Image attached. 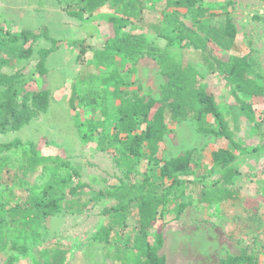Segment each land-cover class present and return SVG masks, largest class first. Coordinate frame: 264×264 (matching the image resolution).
Wrapping results in <instances>:
<instances>
[{"label":"trees","instance_id":"16d2710c","mask_svg":"<svg viewBox=\"0 0 264 264\" xmlns=\"http://www.w3.org/2000/svg\"><path fill=\"white\" fill-rule=\"evenodd\" d=\"M55 2L69 17L79 22L104 6L113 9V15L107 19L113 35L104 42L102 48L94 51L97 69L110 70L109 75L103 80L94 74L85 75L81 81V93L73 91L69 104L73 110L76 106L100 109L104 118L108 115L109 106L119 102L114 112L112 132L103 135L99 144L112 154L122 176L118 178L116 186L109 187L108 193L102 189L95 190L80 181L76 170L71 175H60L58 171L66 166V161L59 156H38L34 143L21 142L19 139L1 143L0 175L10 163L7 154L10 152L18 161L16 173L11 176L18 188L27 184L38 169H41V174L37 176V181H43L45 177L47 180L38 186L37 192L36 183L32 184L27 190L28 197L15 207L5 208L2 201H8L12 196L6 190L0 192V255H6L4 264H15L24 255L34 257L33 253L39 257L38 264H65L67 251L60 244L52 249L35 250L37 240L44 231V220L59 216L63 210L66 214H77L91 203L112 199L114 204L104 211L105 226L93 237L94 242L102 245L105 258L113 264H166L164 257L158 254L163 244L162 232H157L155 245L150 243L148 235L162 216L164 208L176 205L177 215L180 214L188 206V203L183 202L187 190L196 194L198 205L213 206L239 200L238 190L231 187L237 175L232 168L236 160L232 152L218 150L211 153L214 168L220 174L215 181L195 176L189 153L168 160L156 157L158 145L170 132L169 125L187 119H191L195 128L203 134L213 133L230 139L227 123L223 120L215 98L202 85V74L184 61L182 49H193L206 66L207 72L219 73L227 84H233L232 95L238 103L237 110L250 120L251 106L239 97L264 99V86L249 77L251 65L248 58L232 57L223 63L213 53L214 47L227 52L235 45V25L230 14L223 11L225 7H220L224 8L222 14L225 16V24L219 29L206 22L220 16V13L211 10L206 0ZM158 2H163L158 22H146L144 26V6ZM181 15L190 19L193 28L179 20ZM127 28L128 31L124 32ZM143 29L158 39H164V47L155 48L146 37L137 36V32ZM40 39L48 41L50 46L35 51L34 46ZM24 45L27 47L24 48ZM57 49V41L46 30L33 32L23 29L12 35L3 32L0 27V136L18 132L47 113L50 91L33 90L31 85L36 76H47L46 61ZM84 52L86 47L77 56L78 63H81ZM34 53L37 55L35 76H24L22 70L11 74L1 72L15 61L30 59ZM13 55L16 57L13 58ZM146 56L156 62L160 75L166 79L159 98L139 96L137 91L141 89L140 86H137L136 92L127 91L123 86L127 85L128 80L114 68L118 60L136 64ZM211 119L217 121V129H214ZM237 119L234 118L235 121ZM87 125L94 129L102 128L103 122L91 121ZM232 145L236 151L243 153L258 150L257 147L243 148L237 143ZM144 161L158 168L155 180L150 181L145 177L140 186L128 185L129 182L125 180L136 175L140 163ZM75 178V185H71L67 192L64 191L63 184L68 181L73 183L71 179ZM101 181L105 182L104 179ZM135 216L137 223L132 230L135 234L124 238L127 221ZM221 263L256 264L245 250L239 256L228 257Z\"/></svg>","mask_w":264,"mask_h":264},{"label":"rangeland","instance_id":"374dc122","mask_svg":"<svg viewBox=\"0 0 264 264\" xmlns=\"http://www.w3.org/2000/svg\"><path fill=\"white\" fill-rule=\"evenodd\" d=\"M206 1L213 12L220 13V16L206 22L222 29L225 16L222 14L224 8L220 7H225L223 11L230 14L236 29L234 48L226 52L214 47L212 50L215 57L223 63L232 57L248 58L251 65L249 77L264 86V0ZM162 3L144 6V26L158 22ZM112 15V7L104 6L79 22L69 17L55 0H0V27L3 32L15 35L23 29L33 32L46 30L57 41L58 47L46 61L47 76H36L31 85L33 90L50 91L47 113L18 132L1 135L0 144L14 139L32 142L38 156H59L66 161V166L58 171L60 175H71L76 170L82 183L103 191L116 186L118 178L122 176L112 154L99 144L103 135L112 132L114 112L119 102L109 106L108 115L103 118L100 109L76 106L73 110L69 101L73 91L81 93V81L85 75L94 74L100 80L108 77L110 70L97 69L94 51L102 48L104 42L112 37V26L107 21ZM179 20L193 28L188 17L181 15ZM137 36L146 37L155 48L165 45L164 39H158L145 32V29L137 32ZM48 46V41L40 39L34 47L36 51ZM85 47L86 52L82 55L81 63H78L76 58ZM182 53L184 61L202 74L201 83L206 92L215 98L223 120L227 123L230 139L213 133L203 134L195 128L191 119H187L169 125L170 132L158 145L156 157L168 160L189 153L195 176L215 181L220 174L214 168L211 153L218 150L232 152L236 155L232 168L237 175L231 187L238 190L239 200L213 206L198 205L196 194L187 190L183 202L188 203V206L178 215L176 205L164 208L162 216L149 230V241L155 245L157 232H162L163 244L158 254L164 257L166 264H222V260L237 257L243 250L253 257L256 264H264V99L239 97L251 106L250 120L237 110L238 103L232 95L233 84H227L219 73L207 72L206 66L193 49H182ZM36 60L37 55L34 53L30 59L15 61L1 72L11 74L22 70L24 76H35ZM114 68L128 80L127 85L123 86L127 91L136 92L137 86H140L141 89L137 91L139 96H161V87L166 79L160 75L151 57H143L136 64L118 60ZM235 117H238L237 121ZM91 121H102L103 127L91 128L87 125ZM210 121L214 129H217V121ZM232 143L247 149L257 147L258 150L243 153L236 151ZM7 154L10 163L0 175V192L6 190L11 194L12 198L8 201L3 200L4 195L1 198L3 206L10 208L28 197L27 190L32 184L36 183L37 192L38 186L47 178L37 181V176L41 174V169H38L27 184L18 188L16 182L11 180V176L16 173L18 161L10 152ZM157 169L145 161L141 162L137 174L125 181L129 182L128 185L140 186L145 177L150 181L155 180ZM103 179L105 182L101 181ZM71 180L73 183L68 181L63 184L64 191L74 186L77 179ZM95 180L98 183H94ZM113 204L114 200L105 199L91 203L77 214H66L63 210L59 216L46 218L43 222L44 231L37 240L35 250L52 249L60 244L67 251L65 264H113L105 258L102 245L93 241L94 235L105 226L104 211ZM136 223V216L127 221L124 238L134 236L135 231L132 230ZM32 255L34 257L24 255L18 258L15 264H38V255ZM5 260L6 255L1 254L0 264H4Z\"/></svg>","mask_w":264,"mask_h":264}]
</instances>
